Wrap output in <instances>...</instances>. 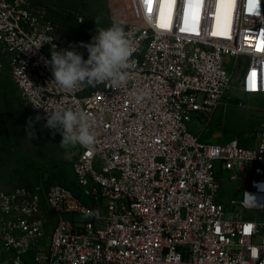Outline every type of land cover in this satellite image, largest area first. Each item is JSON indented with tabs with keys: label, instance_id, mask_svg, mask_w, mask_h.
I'll return each mask as SVG.
<instances>
[{
	"label": "built area",
	"instance_id": "built-area-1",
	"mask_svg": "<svg viewBox=\"0 0 264 264\" xmlns=\"http://www.w3.org/2000/svg\"><path fill=\"white\" fill-rule=\"evenodd\" d=\"M138 8L139 20L114 18L132 33L126 84L67 93L44 64L52 45L70 48L53 20L32 0H0V53L34 120L44 115L36 107L83 110L96 136L92 148H72L73 187L0 191V264H264V123L254 147L237 135L207 142L188 127L193 116L212 119L232 60L245 62L242 92L264 94V0ZM222 180L237 182L227 201Z\"/></svg>",
	"mask_w": 264,
	"mask_h": 264
},
{
	"label": "rangeland",
	"instance_id": "rangeland-1",
	"mask_svg": "<svg viewBox=\"0 0 264 264\" xmlns=\"http://www.w3.org/2000/svg\"><path fill=\"white\" fill-rule=\"evenodd\" d=\"M32 1L42 6L55 23L59 39L69 47L90 43L97 28L109 27L114 18L133 20L137 17L139 20L138 0ZM244 63V60L231 61L233 82L212 119L205 122L201 117L193 116L188 122L189 129L198 133L201 140L219 142L237 135L241 146L257 145L258 130L264 123V94L242 92L239 75ZM29 118L33 120L31 127ZM61 140L59 132L54 134L43 123L34 120L0 53V191L35 181L73 187L71 159L65 158L66 150L59 145ZM68 151L72 155V149ZM236 188V181L222 180V200H229Z\"/></svg>",
	"mask_w": 264,
	"mask_h": 264
},
{
	"label": "clouds",
	"instance_id": "clouds-1",
	"mask_svg": "<svg viewBox=\"0 0 264 264\" xmlns=\"http://www.w3.org/2000/svg\"><path fill=\"white\" fill-rule=\"evenodd\" d=\"M95 21L98 24L99 18ZM131 36L132 33L125 31L121 22L113 21L107 28H97L90 43L80 45L87 49V59H84L83 53L76 51L75 45L59 50L52 45L51 58L44 60V64L50 68L54 77L52 81L62 92L70 93L82 84L96 85L104 82L110 83L113 89H119L126 84L129 76L127 70L132 66L134 48ZM43 44L41 42L35 48ZM36 108H43L44 115H37L35 121L44 120L45 128L54 134H61L59 145L66 150V159H71L68 150L77 145L85 149L94 146L96 136L93 117L88 112L64 107ZM32 123V118H29L30 127Z\"/></svg>",
	"mask_w": 264,
	"mask_h": 264
},
{
	"label": "snow or ice",
	"instance_id": "snow-or-ice-1",
	"mask_svg": "<svg viewBox=\"0 0 264 264\" xmlns=\"http://www.w3.org/2000/svg\"><path fill=\"white\" fill-rule=\"evenodd\" d=\"M224 2V0H218V3H223ZM250 2H251V0H250ZM167 25H165V24H161L160 25V27H166ZM213 35H217V33L216 32H213Z\"/></svg>",
	"mask_w": 264,
	"mask_h": 264
},
{
	"label": "trees",
	"instance_id": "trees-1",
	"mask_svg": "<svg viewBox=\"0 0 264 264\" xmlns=\"http://www.w3.org/2000/svg\"><path fill=\"white\" fill-rule=\"evenodd\" d=\"M71 170H72V168H71ZM72 172V171H71ZM72 175H73V172H72ZM73 178H74V175H73Z\"/></svg>",
	"mask_w": 264,
	"mask_h": 264
},
{
	"label": "bare ground",
	"instance_id": "bare-ground-1",
	"mask_svg": "<svg viewBox=\"0 0 264 264\" xmlns=\"http://www.w3.org/2000/svg\"><path fill=\"white\" fill-rule=\"evenodd\" d=\"M120 19H122V18L120 17ZM123 20H125V19H123Z\"/></svg>",
	"mask_w": 264,
	"mask_h": 264
}]
</instances>
